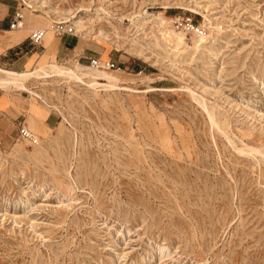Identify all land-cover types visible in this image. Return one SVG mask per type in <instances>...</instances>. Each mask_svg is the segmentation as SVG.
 Masks as SVG:
<instances>
[{"label": "rangeland", "instance_id": "obj_1", "mask_svg": "<svg viewBox=\"0 0 264 264\" xmlns=\"http://www.w3.org/2000/svg\"><path fill=\"white\" fill-rule=\"evenodd\" d=\"M0 2L90 49L28 72L100 53L123 82L0 86L37 140L0 124V264H264V0Z\"/></svg>", "mask_w": 264, "mask_h": 264}, {"label": "crops", "instance_id": "obj_2", "mask_svg": "<svg viewBox=\"0 0 264 264\" xmlns=\"http://www.w3.org/2000/svg\"><path fill=\"white\" fill-rule=\"evenodd\" d=\"M16 11H19V8H16L14 4L0 2L1 69L16 73L26 72L37 64H47L53 59L57 61L68 57L69 54L80 57L90 50L76 36L68 34L59 37L56 35L51 37L48 34L39 45L33 44L29 40V35L33 32L32 29L30 31L29 28H22L19 32L9 30V23ZM98 55L99 57L96 55L91 59L100 60V53ZM28 102L27 93L19 92L15 88L7 90L0 88V124L10 127V125L16 124V121L21 120L19 128L25 127L27 116L23 108H27ZM56 122L55 116L50 112L43 120L42 125L50 128L57 124Z\"/></svg>", "mask_w": 264, "mask_h": 264}, {"label": "bare ground", "instance_id": "obj_3", "mask_svg": "<svg viewBox=\"0 0 264 264\" xmlns=\"http://www.w3.org/2000/svg\"><path fill=\"white\" fill-rule=\"evenodd\" d=\"M26 5L29 8H33V6H31L28 3H26ZM27 12H30V11H27ZM23 17H24V15H23ZM22 28H21V30H22ZM49 28L48 27L47 28H42V30L45 31V34H46L45 38L48 35V31L47 30ZM71 29L74 30L73 28H71ZM21 30H18L16 32H19ZM36 30H40V29H35L33 31H36ZM127 52H130L131 54H139V52H137L136 50L131 49V48L127 49ZM50 67H51L50 70H51V72L53 70L52 73L54 75H57V76H60V77L61 76L62 77H66L68 79L75 80V81L82 82L85 78H92V79H95V80H102V81H105V82L111 84V85H108V87H116V86H113L112 84L118 85L120 82H122L121 78H119V77H117V76H115V75H113V74H111L109 72H106L104 70H101L100 68H93V67H89V66L85 67V66L77 65L76 69L72 70V69L60 67V66H58L56 64H52V65H50ZM0 72H3V73H5L7 75V78H0V86H3V87L7 86L9 84H14V85H17V86H21L20 85V79H23L25 77H31V76H35V75L46 77V76L52 75V73L46 71V69L44 67H42V69H39V70H36V71H33V72H28L27 71V72H23V73H16V72H12V71H8V70H4V69L0 68Z\"/></svg>", "mask_w": 264, "mask_h": 264}, {"label": "built area", "instance_id": "obj_4", "mask_svg": "<svg viewBox=\"0 0 264 264\" xmlns=\"http://www.w3.org/2000/svg\"><path fill=\"white\" fill-rule=\"evenodd\" d=\"M24 24V17L22 12L16 11L9 23V30L10 31H18L23 27ZM56 36H62L65 34L68 35H74V30L72 29H68V30H63L61 29V27H57V29L55 30ZM45 31L43 30H36L30 33L29 35V40L35 44V45H39L42 40L45 37ZM90 65L92 67L95 68H102V69H107V70H114L115 69V65L114 63H112L111 61H103L101 62L98 59H91L90 60ZM118 68V67H117ZM120 70V67L117 69ZM19 138L23 141L28 142L30 145H36L37 144V140L34 138L33 134L26 128L21 126L19 128Z\"/></svg>", "mask_w": 264, "mask_h": 264}]
</instances>
